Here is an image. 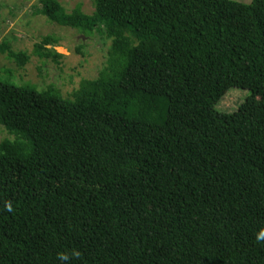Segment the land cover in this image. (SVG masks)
<instances>
[{"label": "trees", "instance_id": "trees-1", "mask_svg": "<svg viewBox=\"0 0 264 264\" xmlns=\"http://www.w3.org/2000/svg\"><path fill=\"white\" fill-rule=\"evenodd\" d=\"M33 9L111 44L70 97L0 74V264H264V0Z\"/></svg>", "mask_w": 264, "mask_h": 264}, {"label": "rangeland", "instance_id": "rangeland-1", "mask_svg": "<svg viewBox=\"0 0 264 264\" xmlns=\"http://www.w3.org/2000/svg\"><path fill=\"white\" fill-rule=\"evenodd\" d=\"M59 1L67 11L77 5L85 13L93 11V0ZM38 5L39 0H0V43L7 41L12 50L29 55L28 62L19 67L6 53L0 52V74L9 70L14 75V81L19 84L30 83L39 90L53 86L63 97H70L82 79L97 77L106 63L111 42L100 33L95 32L86 37L75 29L60 26L48 21L45 16L34 14L33 8ZM46 35L59 39L58 45L52 48L62 55L61 58L53 60L33 55L35 44ZM10 75L5 74L1 79L11 81ZM248 94L247 89L229 88L216 104V109L234 112ZM6 136L3 131L0 139Z\"/></svg>", "mask_w": 264, "mask_h": 264}, {"label": "clouds", "instance_id": "clouds-1", "mask_svg": "<svg viewBox=\"0 0 264 264\" xmlns=\"http://www.w3.org/2000/svg\"><path fill=\"white\" fill-rule=\"evenodd\" d=\"M256 241H257L258 244H264V231H261L259 234H257ZM73 255L79 256V253L78 252H74ZM59 259L67 260V256L66 255H60Z\"/></svg>", "mask_w": 264, "mask_h": 264}]
</instances>
